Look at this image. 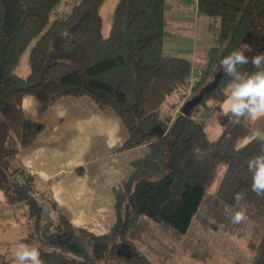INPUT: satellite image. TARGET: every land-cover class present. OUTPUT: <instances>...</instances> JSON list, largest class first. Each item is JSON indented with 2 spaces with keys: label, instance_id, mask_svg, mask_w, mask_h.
Returning <instances> with one entry per match:
<instances>
[{
  "label": "trees",
  "instance_id": "1",
  "mask_svg": "<svg viewBox=\"0 0 264 264\" xmlns=\"http://www.w3.org/2000/svg\"><path fill=\"white\" fill-rule=\"evenodd\" d=\"M104 2L0 0V190L7 204L25 208L17 242L38 245L44 264H164L178 254L177 242L195 220L213 231L232 227L234 195L241 192L248 208L242 224L251 231L250 264H264V197L251 191L247 169L264 143L242 144L250 123H234L221 111L230 77L219 68L241 43H255L245 53L249 58L264 52V0H195L197 15L217 29L216 44L195 74L190 60L163 49L166 37L174 35L164 15L172 8L167 0H117L106 36ZM27 48L29 73L20 76L15 69ZM240 70L257 69L249 62ZM174 93L183 102L172 117L163 115L162 105ZM26 95L45 108L64 96H88L100 109L111 108L124 125L127 138L118 152L148 148L112 187L116 217L107 232L72 225L24 169L19 153L44 129L24 115ZM196 97L200 101L184 112L183 104ZM207 117L221 127L216 139L207 134ZM14 252L0 243V264H16Z\"/></svg>",
  "mask_w": 264,
  "mask_h": 264
},
{
  "label": "crops",
  "instance_id": "2",
  "mask_svg": "<svg viewBox=\"0 0 264 264\" xmlns=\"http://www.w3.org/2000/svg\"><path fill=\"white\" fill-rule=\"evenodd\" d=\"M31 97L35 96L22 98L23 113L43 123L44 129L20 151V162L34 177L37 190L49 192L72 225L94 234L107 232L116 217L112 187L130 174L131 162L145 156L148 148L142 145L118 152L127 138L124 125L111 108L100 109L88 96H64L49 108L37 97L40 105L34 107ZM220 109L224 112L223 102ZM245 118L251 131L242 144L253 128L264 127V116ZM79 167L81 173L76 170ZM15 208L19 206L7 204L4 194L0 197V229H17L8 214Z\"/></svg>",
  "mask_w": 264,
  "mask_h": 264
},
{
  "label": "rangeland",
  "instance_id": "3",
  "mask_svg": "<svg viewBox=\"0 0 264 264\" xmlns=\"http://www.w3.org/2000/svg\"><path fill=\"white\" fill-rule=\"evenodd\" d=\"M167 1L172 5V8L166 9L164 14L168 22L167 29L176 33V35L166 37L163 49L165 52L190 60L193 64L192 71L195 74L198 68L204 65L205 52L216 44V25L208 18L197 15L195 0ZM116 2L117 0H105L100 7L102 34L104 36L109 32L111 15ZM33 42L34 40L30 46ZM254 44H249L252 49H254ZM28 53L29 48L24 51L15 69V72L20 76H26L29 73ZM181 98L182 95H176L175 93L168 96L167 102L162 105L164 107L162 114L165 115L167 113L172 117L176 112L174 110L183 102V98ZM172 104H175V108L172 107ZM205 123L209 138H218L221 134V127L216 118L207 117ZM220 178L221 171L210 187V193L215 190ZM24 212L25 208L20 206L8 213L11 215L9 219L12 220V226L17 225L16 230L0 229V233L3 234L2 239H0L2 245L9 247L12 252L15 251L18 244V232L22 229L20 226L24 225L26 220ZM4 215L6 214L4 213ZM206 216L211 218L210 212H207ZM212 217L218 221L221 214L216 212ZM231 224L232 227L225 230L213 231L212 227L205 225L201 220H195L188 234L183 236L180 242H177L178 254L164 264H250L252 256V251L248 247V240L251 237L250 228L242 223L234 224L231 222ZM108 264L127 263L109 261Z\"/></svg>",
  "mask_w": 264,
  "mask_h": 264
},
{
  "label": "clouds",
  "instance_id": "4",
  "mask_svg": "<svg viewBox=\"0 0 264 264\" xmlns=\"http://www.w3.org/2000/svg\"><path fill=\"white\" fill-rule=\"evenodd\" d=\"M252 46L241 43L239 47L232 50L220 61V70L228 77V95L223 101L224 114L235 118L234 123H239L241 118L264 116V52L257 55H245L252 52ZM251 64L256 71H241L243 65ZM34 107H39L40 102L35 97L30 98ZM259 140L264 143V130L253 128L248 141ZM248 172L251 174V191L259 197H264V149L247 164ZM3 193H0V197ZM235 211L230 214L231 222L243 223L247 219L248 208L245 194L237 192L234 195ZM16 264H44L41 259L39 246L20 242L16 245L14 252Z\"/></svg>",
  "mask_w": 264,
  "mask_h": 264
},
{
  "label": "water",
  "instance_id": "5",
  "mask_svg": "<svg viewBox=\"0 0 264 264\" xmlns=\"http://www.w3.org/2000/svg\"><path fill=\"white\" fill-rule=\"evenodd\" d=\"M199 101H200V97H196V98H194V99H192V100H188V101H186V102L183 104V106H182V110H183L184 112L189 111V110L192 108V106H193L194 104L198 103Z\"/></svg>",
  "mask_w": 264,
  "mask_h": 264
}]
</instances>
